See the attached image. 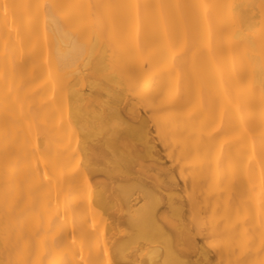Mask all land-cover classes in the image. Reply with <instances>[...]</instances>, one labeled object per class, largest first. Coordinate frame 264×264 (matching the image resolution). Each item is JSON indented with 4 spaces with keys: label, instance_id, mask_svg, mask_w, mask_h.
<instances>
[{
    "label": "bare ground",
    "instance_id": "6f19581e",
    "mask_svg": "<svg viewBox=\"0 0 264 264\" xmlns=\"http://www.w3.org/2000/svg\"><path fill=\"white\" fill-rule=\"evenodd\" d=\"M0 264H264V0H0Z\"/></svg>",
    "mask_w": 264,
    "mask_h": 264
}]
</instances>
